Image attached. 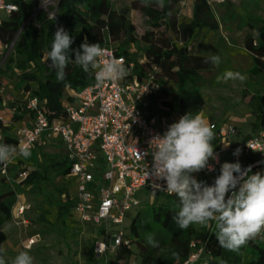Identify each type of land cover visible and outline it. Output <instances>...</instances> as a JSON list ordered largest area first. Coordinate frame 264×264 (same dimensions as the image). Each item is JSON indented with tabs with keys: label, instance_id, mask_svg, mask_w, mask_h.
<instances>
[{
	"label": "built area",
	"instance_id": "built-area-1",
	"mask_svg": "<svg viewBox=\"0 0 264 264\" xmlns=\"http://www.w3.org/2000/svg\"><path fill=\"white\" fill-rule=\"evenodd\" d=\"M21 1L30 4L26 22L32 17L36 21L42 10L49 19L56 17L54 11L48 10L51 0ZM113 1L110 0L111 3ZM203 1L212 5L225 0ZM0 10L8 16L17 10V4L15 0H0ZM101 46L108 55L123 57L131 74L102 87H96L94 77L90 76L89 83L79 88H67V97L61 104L63 113L59 116L50 117L45 102L37 97L28 98L22 110L28 114L30 124L21 123L15 129V143L12 145H28L31 150L38 143L60 144L70 164L69 173L64 178L76 187L74 194H64V199L73 201L71 219L81 225L88 224L94 230L93 264H126V259L120 255L135 247V238L129 235V229L126 230L125 220L140 204L136 193L148 190L152 195H170L165 182L149 174L152 167L149 141L178 121V114L175 102L172 107L166 104L164 83L154 74L138 77L134 73L136 62L122 54L118 45L108 37ZM6 47L0 38V56ZM11 123L0 111V125L9 126ZM211 124L215 125L213 144L218 161H209L214 170L194 173L198 181L211 185L215 179H204L215 171L220 174L224 162L239 161L242 164L246 159L249 160L243 168L251 166L252 173H264V129L248 138H241L238 128L232 123L213 121ZM0 142H3L1 130ZM224 143L228 146L225 147ZM238 148L240 154L234 155ZM224 153L228 156L225 157ZM21 161L23 158L17 157L6 167L1 165L0 173L10 181L21 183L30 171ZM12 165H17L14 173L9 172ZM19 211L22 213L23 207ZM213 225L214 222L206 230ZM191 246L195 247L194 241ZM202 253L201 246L194 249L184 264H192Z\"/></svg>",
	"mask_w": 264,
	"mask_h": 264
},
{
	"label": "trees",
	"instance_id": "trees-1",
	"mask_svg": "<svg viewBox=\"0 0 264 264\" xmlns=\"http://www.w3.org/2000/svg\"><path fill=\"white\" fill-rule=\"evenodd\" d=\"M179 1L165 0V9L160 10L154 2L145 7L141 5L140 0H131L130 7L143 13L149 27L137 38L135 25L127 21L124 11L114 9L110 0H57L55 6L49 9L55 12L54 19H49L47 14L42 12L36 18L38 25L28 23L26 26L30 4L15 0L17 10L0 22V38L7 47L12 45L13 52L7 61L14 63L22 71L20 81L25 83L24 88L27 92H31V97H37L39 101L45 102L50 117L63 113L61 103H57V92L65 91L69 87L79 88L89 83L91 79L80 67L71 62L66 68L65 79L57 80L56 71L50 67L47 53L51 50L53 36L60 27L73 38L74 42L70 46L73 50L70 51L72 59L75 58L74 50L79 49L85 37L89 43L100 44L105 37H108L118 45L122 54L136 62L134 73L138 77L152 73L161 83L172 81L176 85L175 105L180 117L187 112L197 114L204 106V99L197 87L187 88L186 83H194L200 77L201 69H210L213 65L205 63L206 57L193 56L189 53L186 39L195 26L203 25L195 17L189 24L178 23ZM202 3L204 1L198 5ZM169 11L172 13L171 17L166 16ZM240 23L257 30L255 35L248 34L244 39V48L252 55L253 60L248 72L252 75L264 74V20L258 18L245 20L240 17ZM177 28L180 29L183 40L180 46L173 42L169 34ZM137 39L143 44L144 49L145 60L140 63L127 49V46L136 43ZM14 55L19 59L14 58ZM4 56L3 51L0 56V61L2 60L0 70ZM27 64H33L39 75L26 71ZM73 66L78 73L74 71ZM31 81L37 83V89L30 88ZM163 93H167V90L163 89ZM241 102L255 113L254 120L250 124L251 132L264 129V82L260 88L246 87L242 91ZM166 104L173 106L170 102ZM22 108L23 106L20 110ZM15 118L17 120L20 117ZM2 143H15L14 136L9 135L7 129H3ZM248 160L246 159L241 165L243 166ZM69 170L70 164L62 153L50 154L48 164L41 170H30L21 183L39 187L42 182H52L57 176H65ZM155 197H163L165 203L151 208L150 213L139 211L129 226V235L135 238V246L139 244L141 264H184L192 251L200 246L203 248V253L192 264H264V235L249 241L240 248L239 252H234L219 246L213 225L210 230H206L203 243L192 247L193 236L190 227L182 230L172 219L178 198L175 195L161 193H155ZM14 201V191L1 179L0 226L10 220ZM72 206L73 201L69 198L58 205L56 220L62 226L67 222ZM149 234L154 235L159 243L158 248L146 243ZM91 249L92 247H90L89 260L92 259ZM131 252L133 250L128 254Z\"/></svg>",
	"mask_w": 264,
	"mask_h": 264
},
{
	"label": "clouds",
	"instance_id": "clouds-1",
	"mask_svg": "<svg viewBox=\"0 0 264 264\" xmlns=\"http://www.w3.org/2000/svg\"><path fill=\"white\" fill-rule=\"evenodd\" d=\"M152 2L160 10L166 7L165 0H140L145 7ZM171 15V11L166 13L168 17ZM73 42L62 27L53 36L47 59L56 71L58 81L65 79L66 68L71 62L94 77L96 87L123 80L131 74L123 57L108 55L100 43H89L87 37L79 49L74 50L75 58L72 59L70 46ZM205 63L219 67L222 60L218 54H213L206 57ZM245 79L239 71L225 69L217 75L216 82H243ZM214 127L202 112H187L168 125L162 135L157 134L149 141L152 156L149 174L163 180L166 191L178 198L172 219L180 229L186 230L194 224L206 227L214 222L219 246L239 252L242 246L264 234V173H252L251 166L245 169L239 161L224 162L213 184L198 181L193 174L204 169L214 170L209 161H218L213 144L216 138ZM224 144L228 146V143ZM240 151L238 148L233 154L239 155ZM31 155L28 145L0 142V165L6 167L17 157L28 159ZM146 243L159 247L153 234L146 237ZM4 252L5 249L0 247V264H6ZM11 264H34V258L28 251H20Z\"/></svg>",
	"mask_w": 264,
	"mask_h": 264
},
{
	"label": "rangeland",
	"instance_id": "rangeland-1",
	"mask_svg": "<svg viewBox=\"0 0 264 264\" xmlns=\"http://www.w3.org/2000/svg\"><path fill=\"white\" fill-rule=\"evenodd\" d=\"M56 2L57 0H51L48 10L54 7ZM111 4L114 9L124 11L127 21L135 25L137 38L149 28L143 13L130 7L131 0H114ZM240 9L245 16L264 18V0H225L214 7L213 14L233 33L232 28L238 21L235 17V10ZM42 12L44 11L42 10ZM7 17L4 11L0 10V20ZM28 23L38 25L33 17L25 26ZM242 30L243 32L248 31L246 28ZM137 40L136 43L129 44L127 49L140 63L145 60L144 49L140 40ZM12 52V45L4 49V62L0 70V111H4L10 121H15V117L23 118L17 112L23 113L20 110L21 105L32 94L27 92L24 88L25 83L20 81L22 71L14 63L7 61ZM14 58L19 59L15 55ZM240 62L245 63V60L241 59ZM73 69L77 72L74 66ZM26 71L35 73L36 76L39 75L33 64H27ZM206 74L202 75V79L187 85L189 88L197 87L204 99V106L198 113L202 112L210 123L213 121L232 123L230 119L233 117L238 119L243 117L246 121L247 115L242 112L243 104L241 102V94L245 88L214 86L210 82L211 78L208 73ZM29 85L32 90L38 87L35 81H31ZM164 87L167 90L163 96L165 101L174 103L177 93L176 85L172 81H166ZM66 97V90L57 92V103H62ZM177 117L180 118L179 115ZM73 128H76L75 124H73ZM251 134L252 132L247 136ZM240 137L245 138L246 136ZM57 145L59 147L55 144H41L38 147L35 144L34 146L37 147L33 146L35 150L32 153L33 160H29L30 165L42 169L48 164L50 154L61 153V150L58 149L61 148L60 144L57 143ZM218 175L219 172L215 171L206 176L204 181L215 179ZM1 179L15 194V201L11 206V218L0 226V247L5 249L3 255L6 264H11L13 258L20 251L25 250L34 258V264H90L88 261L94 235L93 228L88 224L78 227V223L71 219V215L64 226L56 220L57 206L65 201L62 194L64 192L74 194L75 184L69 182L68 179L63 180L61 176L55 177L50 183L42 182L39 187L26 184L16 185L0 173ZM60 195L63 196V199L60 198ZM135 196L140 200V204L138 208L128 214V218L125 220L126 230L129 229L132 219L139 211L150 213L151 208L165 203L163 197L156 198L155 194L152 195L148 190H140ZM22 207L23 211L20 213L19 210ZM206 227L198 224L190 226L193 241L198 246L203 243ZM120 256L126 259V264H141L138 243L133 248V252L128 254L123 251Z\"/></svg>",
	"mask_w": 264,
	"mask_h": 264
},
{
	"label": "crops",
	"instance_id": "crops-1",
	"mask_svg": "<svg viewBox=\"0 0 264 264\" xmlns=\"http://www.w3.org/2000/svg\"><path fill=\"white\" fill-rule=\"evenodd\" d=\"M201 2H203V0H200V2L198 3L195 2V0H180L177 4L178 23L189 24L192 21V19L195 17V19H197V21L203 25L202 27L195 26L192 30L191 35L188 36V38L186 39L189 53L193 56H200V57H208L209 55L218 54L222 60V63L219 65V67L213 66V68L210 69H201L200 77L198 78V80L203 78L202 76L203 74L208 73L209 77L211 78L210 82L217 87L260 88L262 82H264V74H258L254 76L252 74L250 75L248 70L253 64L252 55L244 48L245 37L248 34L255 35L257 30L251 29L249 26L242 25L240 23V17L244 18L245 20H252L253 18L264 20V18H261L259 16L252 17L250 15L245 16L244 13L241 12V9L235 10V17L238 19V21L236 23V26L232 28L233 33H231L232 31L227 29L225 24H223V22H221V20H219L213 14L214 7L219 3H214L212 5H209L204 1V3L198 5ZM243 28H246L248 31L243 32L242 30ZM169 34L171 39L177 46L182 45L183 40L181 38V33L179 28H177L176 31L169 32ZM241 59L242 60L244 59L245 63H241L240 62ZM225 69L239 71L242 75L246 77V79L243 82H241L240 80H235V81H229L228 83H217L216 82L217 75L222 73ZM187 85H189V83H186V87ZM64 101L62 103H64ZM242 110H243L242 112H244L247 115L245 118L246 121L244 120L243 117L241 119L233 117L230 119V121L233 123V125H235L238 128L240 136L242 135L247 136L248 134L251 133L250 124L254 120L255 113L253 112L252 109L245 106L244 104ZM2 112L5 114L4 111ZM22 112L23 113L18 111L17 113L23 116V118H18L15 121H11L12 123L9 126L0 125V130L2 134H3V129H7L9 135L15 136L14 131L18 126L21 125V123H27L28 125L30 124V119L28 117V114L25 113L23 110ZM41 144L50 145V143L43 142V143H38L37 146L40 147ZM55 146L59 147V145L57 144H55ZM58 149L61 150V148ZM34 150L35 149L32 148L31 153H33ZM61 153L62 155H64L62 150ZM224 155L225 157H227L228 153H224ZM29 160H33L32 155L30 156V158L23 159V161L21 162L23 163L25 162L26 166H28L30 170H34V169L41 170L37 167H32L29 163L30 162ZM16 167L17 165H12L10 167L11 171L9 172L14 173ZM61 178L65 180L64 176L63 177L61 176ZM13 183L20 186L22 185V183H16V182ZM64 194H66V192H64L62 195L64 196ZM62 195H60V198L63 199ZM71 209L69 215H71ZM77 226L82 227L80 223H78ZM88 262H90V264H93V258Z\"/></svg>",
	"mask_w": 264,
	"mask_h": 264
},
{
	"label": "water",
	"instance_id": "water-1",
	"mask_svg": "<svg viewBox=\"0 0 264 264\" xmlns=\"http://www.w3.org/2000/svg\"><path fill=\"white\" fill-rule=\"evenodd\" d=\"M195 2H197V3H198V2H200V0H195Z\"/></svg>",
	"mask_w": 264,
	"mask_h": 264
}]
</instances>
